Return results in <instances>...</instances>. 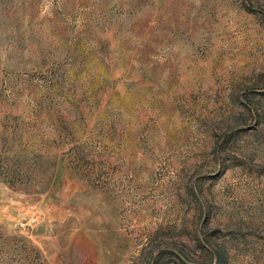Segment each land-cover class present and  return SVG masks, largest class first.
<instances>
[{
	"label": "rangeland",
	"instance_id": "1",
	"mask_svg": "<svg viewBox=\"0 0 264 264\" xmlns=\"http://www.w3.org/2000/svg\"><path fill=\"white\" fill-rule=\"evenodd\" d=\"M0 264H264V0H0Z\"/></svg>",
	"mask_w": 264,
	"mask_h": 264
}]
</instances>
